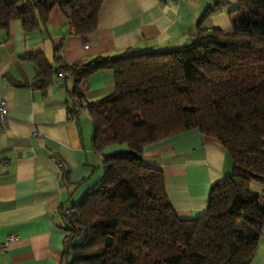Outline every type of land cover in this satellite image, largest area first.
Listing matches in <instances>:
<instances>
[{"label":"trees","instance_id":"trees-1","mask_svg":"<svg viewBox=\"0 0 264 264\" xmlns=\"http://www.w3.org/2000/svg\"><path fill=\"white\" fill-rule=\"evenodd\" d=\"M104 0H0V34L11 23L25 33L45 27L57 6L75 36L97 28ZM229 34L196 21L192 40L157 52L127 51L52 67L39 53L22 57L38 70L40 87L53 73L71 82L68 117L77 103L93 126L102 176L62 220L59 264H251L264 226V0H228ZM233 14V16H232ZM110 71L115 91L87 103L92 75ZM197 129L219 142L231 175L209 192L205 212L183 220L169 205L161 171L145 166L149 144ZM260 187L258 194L251 186Z\"/></svg>","mask_w":264,"mask_h":264},{"label":"crops","instance_id":"crops-1","mask_svg":"<svg viewBox=\"0 0 264 264\" xmlns=\"http://www.w3.org/2000/svg\"><path fill=\"white\" fill-rule=\"evenodd\" d=\"M206 10L211 13L203 28L231 32V17L220 0H104L97 28L85 40L75 36L57 6L39 30L25 33L19 23H11L0 34V101L8 118L6 129H0V264H59L62 207L76 204L100 179L103 155L127 150L121 144L96 153L87 113L68 117L71 82L53 73L40 87L37 68L22 57L39 53L55 67L56 57L70 65L130 50L183 46ZM114 91L113 74L98 72L88 78L84 100L93 103ZM141 160L161 171L167 201L183 220L201 216L210 189L232 172L222 145L197 129L149 144ZM251 264H264V226Z\"/></svg>","mask_w":264,"mask_h":264},{"label":"built area","instance_id":"built-area-1","mask_svg":"<svg viewBox=\"0 0 264 264\" xmlns=\"http://www.w3.org/2000/svg\"><path fill=\"white\" fill-rule=\"evenodd\" d=\"M160 2H171V3H179L183 0H159ZM228 0H220V5L222 7H224V5H226V2ZM86 48V45H85ZM74 110L76 112L77 115L81 114L83 111L79 108V105L77 103L74 104ZM7 122H8V118H7V109L5 106V103L3 101H0V129L1 130H5L7 127ZM33 136L38 138L40 137L38 133H33ZM261 198L264 199V192H262L261 194ZM77 213V208L74 205H65L64 207H62L60 215L62 218L64 219H69L72 216H74Z\"/></svg>","mask_w":264,"mask_h":264},{"label":"rangeland","instance_id":"rangeland-1","mask_svg":"<svg viewBox=\"0 0 264 264\" xmlns=\"http://www.w3.org/2000/svg\"><path fill=\"white\" fill-rule=\"evenodd\" d=\"M223 9L225 10V12H227V15H228V14H230L229 12L232 11L233 6H232V5H224ZM232 16H233V14H232ZM253 190H254L253 192H254L255 194H258L259 191H260L259 188H258L257 186L254 187Z\"/></svg>","mask_w":264,"mask_h":264}]
</instances>
